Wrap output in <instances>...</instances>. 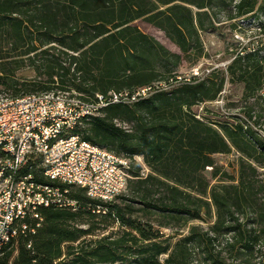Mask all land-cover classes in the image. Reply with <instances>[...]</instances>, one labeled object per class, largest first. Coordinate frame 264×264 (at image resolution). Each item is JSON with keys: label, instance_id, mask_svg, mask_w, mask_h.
<instances>
[{"label": "trees", "instance_id": "1", "mask_svg": "<svg viewBox=\"0 0 264 264\" xmlns=\"http://www.w3.org/2000/svg\"><path fill=\"white\" fill-rule=\"evenodd\" d=\"M260 15L264 0H0V94L56 87L93 98L150 87L73 130L130 160L128 192L116 196L123 201L90 198L45 177L34 161L25 171L68 187L79 207H39L41 219L22 220L0 264H160L162 254L164 264H264V62L258 49L232 51L226 71L242 85V116L216 126L192 107L217 98L224 69L201 79L180 73L204 55L203 31H233L236 18ZM23 68L34 75L18 77ZM231 149L240 154L236 181L222 172L231 182L209 186L206 167L219 173L213 155ZM188 224L171 245L162 229Z\"/></svg>", "mask_w": 264, "mask_h": 264}, {"label": "built area", "instance_id": "2", "mask_svg": "<svg viewBox=\"0 0 264 264\" xmlns=\"http://www.w3.org/2000/svg\"><path fill=\"white\" fill-rule=\"evenodd\" d=\"M261 20L262 15L235 19V54L258 49L264 62ZM234 56L209 67L195 65L185 79H201L217 68L226 70ZM149 89L110 90L95 93L93 98L59 90L16 97L0 95V250L26 228L23 219H41L39 207L71 211L79 207L69 196L68 187L39 182L25 171L32 168L34 161L45 177L79 186L90 198L107 201L122 193L130 177V160L81 138L73 130L83 118L98 114L109 103L134 101Z\"/></svg>", "mask_w": 264, "mask_h": 264}, {"label": "rangeland", "instance_id": "3", "mask_svg": "<svg viewBox=\"0 0 264 264\" xmlns=\"http://www.w3.org/2000/svg\"><path fill=\"white\" fill-rule=\"evenodd\" d=\"M224 18V15L221 16V19ZM233 33L234 31H231L227 24H220V26L213 31H203L201 38L204 47V55L198 59L193 66L200 65L202 68L209 67L215 63L231 58L233 56L232 51L236 48V41L234 40ZM189 68V65L180 68L181 75L187 77L191 70V68ZM224 72L225 78L221 91L219 92V94H221H218L215 100L202 102L192 107L194 113H196L204 121L211 123L213 126H216L215 123L218 121H233L236 116H242L241 108L244 104V101L241 98L242 85L236 81H231L227 71L224 70ZM16 75L20 78H29L34 75V71L29 68H23L18 70ZM53 90L58 91L59 89L55 87ZM11 94L12 92L10 90H4L0 95L11 96ZM254 100V98H251L249 102H253ZM261 104L264 106V102L261 101ZM119 124L124 126L126 125L120 122ZM135 159L141 164V174H147L149 169L143 164L141 157H135ZM213 159L216 167L219 169V173L216 176L211 177V167H206L205 174L208 177L209 186L218 183L231 182V180H225L226 178L222 175V172H227L229 175H231V177L234 179L232 181L235 182L238 174V165L240 159L239 152L235 149H231V151L228 153L214 154ZM127 192L128 189L126 186L119 196L125 195ZM111 201L120 203L123 201V199L121 197H114L111 199ZM198 223L206 227L211 222L194 220L189 224ZM189 224L181 229L163 228L162 231L165 233V236H170L169 241L170 244L173 245V243L180 236L187 233ZM113 225V229H115L117 227V223H114ZM165 257L166 254H162L159 257L160 264H164Z\"/></svg>", "mask_w": 264, "mask_h": 264}]
</instances>
